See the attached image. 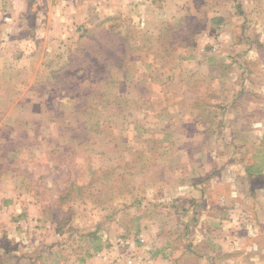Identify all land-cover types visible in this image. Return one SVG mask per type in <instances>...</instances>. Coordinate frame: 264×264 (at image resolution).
<instances>
[{"label": "rangeland", "instance_id": "1", "mask_svg": "<svg viewBox=\"0 0 264 264\" xmlns=\"http://www.w3.org/2000/svg\"><path fill=\"white\" fill-rule=\"evenodd\" d=\"M149 1L0 0V264H264V40Z\"/></svg>", "mask_w": 264, "mask_h": 264}, {"label": "crops", "instance_id": "2", "mask_svg": "<svg viewBox=\"0 0 264 264\" xmlns=\"http://www.w3.org/2000/svg\"><path fill=\"white\" fill-rule=\"evenodd\" d=\"M159 1L160 0H150L149 3H151L152 5L154 4L153 8L156 11H158V13H161L162 10H160L159 6L157 5ZM165 1L166 2L172 1L173 5H175V3H176V0H165ZM235 3H238L240 5L239 6L240 9H238L237 11H235V10L224 11L221 14H219L218 17L220 19H223L225 21V23L228 19H236V18H237V20L240 19L243 23H242V26L240 27V29L239 30L236 29L235 31L229 30V28L226 25L225 31H223L224 32L223 37L226 38L224 42L227 43L228 37L230 35H232V36H230V38L236 37L238 43L234 42V40L232 38L229 40L230 44L232 43V45H236L235 47H237V48L241 46L242 49H246V51L256 50V51L260 52L262 50V47H260L262 44L259 41H261V39L264 40V27L261 28L263 25L261 24V22L259 20L264 15V7L260 5V0H236V1H234V4ZM248 57H249V55H248ZM236 115H238V112H237L236 108H233L232 110H229L227 113H225L224 118L225 117L232 118L233 116H236ZM225 127H226L225 131H227V132L223 133V136L219 139V141L217 140L216 144L218 146L221 145V147L233 146L234 148L235 147L239 148L240 145L238 144L236 139L232 136L231 129L230 128L228 129L227 125ZM218 158L221 159L222 164H224L225 167H228L226 165L227 163L224 162L226 157L223 158L221 155H219ZM234 161H235L236 166L239 165L240 168L242 167L240 172L235 170V173H237L236 175L234 174V177L236 180L240 179V177H242V178L245 177L248 180L249 179L251 180L253 178L258 177L259 175H257V174H261V173L263 174L264 173V170H260V169L253 171L251 169V167H252L251 164L245 165L244 159L242 158L241 155H239V153H237V158H234ZM242 162L244 164H241ZM231 164H233V163H231ZM201 166H203V165H201ZM224 171L228 172V169L224 168ZM238 173L241 175H239ZM230 174L222 175V178H221V175L219 177H220V179H225L226 181L231 180V178H229V176H231ZM202 175L203 174L201 172V174L199 176L202 178L203 177ZM208 177H210V176H207V179H208ZM202 179L204 181H195L196 179L194 177L186 176V177H183V179H181L180 183L178 182L176 184V186H178L177 189L180 187L189 188L187 184L190 183V184H192L193 187L186 190V191H188V192H186L187 195L193 196V197H199V195L206 196L207 194H209L210 188L207 187V184L205 183L206 182L205 179L204 178H202ZM184 183H187V184L184 185ZM241 191L245 192L244 190H242V188H241V190H240V188H237V192L240 193ZM251 191H255L254 188L253 189L250 188V190L248 191V195H250ZM173 192L178 193V192H176V189Z\"/></svg>", "mask_w": 264, "mask_h": 264}, {"label": "trees", "instance_id": "3", "mask_svg": "<svg viewBox=\"0 0 264 264\" xmlns=\"http://www.w3.org/2000/svg\"><path fill=\"white\" fill-rule=\"evenodd\" d=\"M61 196H63V195H61ZM61 196H60V197H61Z\"/></svg>", "mask_w": 264, "mask_h": 264}]
</instances>
